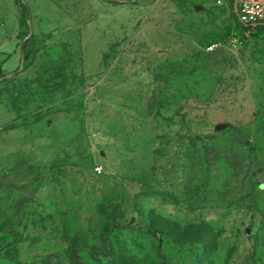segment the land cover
<instances>
[{"label": "rangeland", "instance_id": "374dc122", "mask_svg": "<svg viewBox=\"0 0 264 264\" xmlns=\"http://www.w3.org/2000/svg\"><path fill=\"white\" fill-rule=\"evenodd\" d=\"M23 1L26 60L0 0V264H264V29L232 0Z\"/></svg>", "mask_w": 264, "mask_h": 264}, {"label": "built area", "instance_id": "2783aa9c", "mask_svg": "<svg viewBox=\"0 0 264 264\" xmlns=\"http://www.w3.org/2000/svg\"><path fill=\"white\" fill-rule=\"evenodd\" d=\"M236 1V16L243 25H254L257 23H264V0H232ZM235 45V42L232 41ZM217 44H211L207 50H213ZM95 172L100 173L101 167L96 166Z\"/></svg>", "mask_w": 264, "mask_h": 264}, {"label": "trees", "instance_id": "16d2710c", "mask_svg": "<svg viewBox=\"0 0 264 264\" xmlns=\"http://www.w3.org/2000/svg\"><path fill=\"white\" fill-rule=\"evenodd\" d=\"M14 4L19 12V21H18V26H19V32L17 34V38L19 39V42L17 46L19 47L20 51L22 54H24V60H26L27 54L25 53V48H26V43L27 39L25 38L27 35V30H28V20H29V15H28V9L27 5L24 3L23 0H13ZM109 2L116 3L118 0H108ZM240 23V22H239ZM243 28L245 29H253V28H260L264 29V24L256 25V26H251V25H243L240 23ZM5 76V73L0 71V78H3ZM147 232H151L150 229H146Z\"/></svg>", "mask_w": 264, "mask_h": 264}, {"label": "crops", "instance_id": "0c3cea01", "mask_svg": "<svg viewBox=\"0 0 264 264\" xmlns=\"http://www.w3.org/2000/svg\"><path fill=\"white\" fill-rule=\"evenodd\" d=\"M223 4H226V1L225 0H223V2H222ZM233 3V2H232ZM226 6V5H225ZM236 14V13H235ZM237 17V16H236ZM87 29L88 30H90V31H93L95 34L94 35H97V36H99V37H101V42H102V44H103V46H106V44L108 43V38H107V36L106 35H104V31L102 30V28H101V32H99L98 30H97V27H95L92 23L89 25V26H87ZM106 39H105V38ZM105 39V40H104ZM104 50V48H101V50L99 51V52H102Z\"/></svg>", "mask_w": 264, "mask_h": 264}, {"label": "water", "instance_id": "95a60500", "mask_svg": "<svg viewBox=\"0 0 264 264\" xmlns=\"http://www.w3.org/2000/svg\"><path fill=\"white\" fill-rule=\"evenodd\" d=\"M236 1H234L233 2V7H234V11H235V13H236ZM260 24H264V23H257V24H254V25H252V26H256V25H260Z\"/></svg>", "mask_w": 264, "mask_h": 264}]
</instances>
